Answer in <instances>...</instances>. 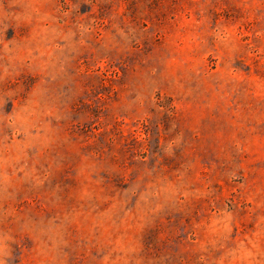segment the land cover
Segmentation results:
<instances>
[{
	"label": "rangeland",
	"instance_id": "rangeland-1",
	"mask_svg": "<svg viewBox=\"0 0 264 264\" xmlns=\"http://www.w3.org/2000/svg\"><path fill=\"white\" fill-rule=\"evenodd\" d=\"M0 264H264V0H0Z\"/></svg>",
	"mask_w": 264,
	"mask_h": 264
}]
</instances>
